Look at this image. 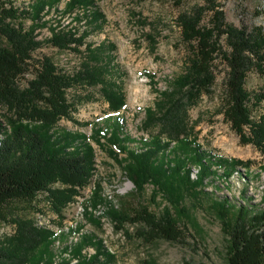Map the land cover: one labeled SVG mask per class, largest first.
I'll return each mask as SVG.
<instances>
[{
	"label": "trees",
	"instance_id": "1",
	"mask_svg": "<svg viewBox=\"0 0 264 264\" xmlns=\"http://www.w3.org/2000/svg\"><path fill=\"white\" fill-rule=\"evenodd\" d=\"M183 2L175 0V5ZM53 12L62 17L75 15L73 22L91 28L81 33L70 23L53 25L47 19ZM104 20L95 0H31L21 7L12 0H0V110H4L0 114V223L16 228L7 242L0 240V264H118L116 254L98 234H82L79 242L66 245L58 257L55 235L38 229L29 217L40 214V206H49L63 217L96 184L93 142L106 150L134 184L119 204L104 209L103 217L113 222L117 232L147 244H187L189 228L182 222H193L190 210L206 203L227 239L226 264H264V207L260 208L264 189L262 204L252 205L247 189L231 198L219 195L218 185L224 181L229 186L238 176L248 186L251 178L260 175L251 173V161L215 156L204 149L191 136L188 118L190 108L213 94L221 60L227 68L222 98L225 120L243 145L252 144L264 153V115H259L264 85L255 93L247 87L250 74L264 76V27L227 23L215 0L181 13L177 23L188 53L185 70L159 94L155 109L146 113L143 130L150 132L159 124L160 132L136 139L122 115L126 94L120 81L112 80L115 45L86 42L91 31L102 29ZM45 28L51 37L39 39V31ZM45 45L78 54L85 46V60L71 73L50 57L34 59V53ZM79 86H100L113 113L105 123L95 125L91 135L58 127L78 110L69 91ZM101 189L98 184L93 209L104 203ZM159 198L166 205L157 214L150 203L158 204ZM87 220L102 230L100 219L87 215ZM128 225L137 227L135 234L129 233Z\"/></svg>",
	"mask_w": 264,
	"mask_h": 264
},
{
	"label": "rangeland",
	"instance_id": "2",
	"mask_svg": "<svg viewBox=\"0 0 264 264\" xmlns=\"http://www.w3.org/2000/svg\"><path fill=\"white\" fill-rule=\"evenodd\" d=\"M21 7L31 0H12ZM98 9L104 14L105 20L100 30L91 31L87 43L96 46L101 43L114 44L115 66L113 81H120L127 99V107L122 115L127 121L128 132L136 139L149 137L159 133L155 124L146 132L142 123L150 108L155 109L159 94L165 91L170 82L181 75L186 67L188 53L181 41V30L177 19L181 13L190 12L195 7L205 6L208 0H184L181 6L175 5V0H95ZM224 11L227 23L238 27H264V0H215ZM64 4L59 9L62 11ZM75 16V15H73ZM62 17L53 12L47 17L53 25L62 22L78 30H89L90 25L73 22L72 17ZM208 17L204 24H207ZM30 24V22H29ZM39 39L51 37L45 28L39 31ZM223 46L226 48L225 43ZM82 54L62 52L45 45L34 53V59L50 57L60 69L69 72L77 71L85 60L86 48ZM116 70L118 72H116ZM218 76L212 95H205L200 102L188 111L190 130L204 149L215 156L251 161V173H258L260 178H251L250 184L244 183L238 176L231 180L228 186L224 181H218L219 195L238 198L240 192L247 189L248 200L252 205L262 204L264 189V153L252 144L243 145L240 137L231 129L223 114V92L227 74L226 64L218 62ZM28 79H32L29 75ZM264 85V76L256 72L249 75L247 87L250 91L259 92ZM69 98L77 101L78 110L70 119L60 121L58 127L69 130H79L91 135L93 127L112 115L109 103L104 98L100 86L97 88L76 87L69 91ZM4 112L0 110V114ZM159 110L156 117H159ZM264 115V102L259 110ZM97 172L95 182L78 197L77 202L70 205L63 217L49 206H40L42 212L29 216L33 224L41 230L55 235L54 248L58 257L66 245L80 241L82 234H98L105 240L111 251L116 254L118 264H183L190 261L193 264H226L227 239L222 231L221 222L206 203L190 210L193 222L189 220L183 225L186 231L187 244L158 241L147 244L136 238L126 237L123 232H117L113 222L103 217L104 209L119 204L122 196L134 189V184L125 178L121 167L108 156L95 142ZM261 169H263L261 173ZM243 173L245 171L243 170ZM249 182V181H248ZM98 184L101 185L100 197L102 205L91 208ZM224 185V186H221ZM209 191L213 188L209 187ZM151 188L146 191L149 200ZM154 212L159 214L165 207L162 199L158 204H151ZM264 206L261 205L260 208ZM89 213V214H88ZM87 215L102 222V230L87 220ZM102 217V218H101ZM182 225V226H183ZM129 233L135 234L137 227L128 225ZM81 229V230H80ZM16 234V228L8 223H0V240L7 242ZM53 240V241H54ZM90 253H94L91 248Z\"/></svg>",
	"mask_w": 264,
	"mask_h": 264
}]
</instances>
